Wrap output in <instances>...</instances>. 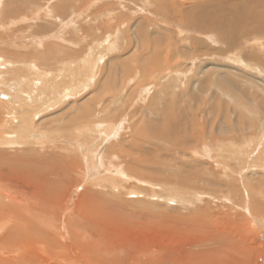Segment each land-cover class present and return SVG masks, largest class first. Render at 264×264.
<instances>
[{
	"label": "rangeland",
	"instance_id": "rangeland-1",
	"mask_svg": "<svg viewBox=\"0 0 264 264\" xmlns=\"http://www.w3.org/2000/svg\"><path fill=\"white\" fill-rule=\"evenodd\" d=\"M263 28L264 0H0V130L20 133L0 203L29 204L25 264H264ZM168 124L186 136L151 133Z\"/></svg>",
	"mask_w": 264,
	"mask_h": 264
},
{
	"label": "bare ground",
	"instance_id": "bare-ground-1",
	"mask_svg": "<svg viewBox=\"0 0 264 264\" xmlns=\"http://www.w3.org/2000/svg\"><path fill=\"white\" fill-rule=\"evenodd\" d=\"M253 2V1H252ZM162 4V3H161ZM252 4V3H251ZM257 4V3H256ZM258 4H259V2H258ZM254 5V4H253ZM160 8V7H159ZM250 14V13H249ZM253 14V13H252ZM251 14V15H252ZM253 18V17H252ZM251 19V18H250ZM235 20H237L236 18H235ZM182 21V20H181ZM237 21H239V20H237ZM223 23V22H222ZM235 23V22H234ZM231 24H233V23H231ZM225 26V25H224ZM234 27H235V25H234ZM263 27V26H262ZM235 29V28H234ZM264 29V28H263ZM222 34H223V32H222ZM258 35H260V34H258ZM234 36V35H233ZM236 36V35H235ZM232 38V37H231ZM237 38V37H236ZM227 39H228V37H227ZM233 40H234V38H233ZM228 43L230 44V42H229V39H228ZM113 45V44H112ZM111 45V46H112ZM156 51H158V50H156ZM157 58V57H156ZM84 66H85V68L83 67V69H86L87 70V72H84V74H86V73H89V71L91 72V70H92V68H94L92 65L93 64H95V63H93L92 62V65H90V67H88V60H86V59H84ZM87 66V67H86ZM91 69V70H90ZM88 76V75H87ZM87 79V78H86ZM21 81V80H20ZM82 82H83V80H82ZM82 85V84H81ZM79 86V85H78ZM77 86V87H78ZM19 87V85H17V88ZM73 87V86H72ZM80 88V87H79ZM19 89V88H18ZM70 91V90H69ZM76 92H77V90H75ZM0 99H7V97H5V96H3V95H0ZM58 99V98H57ZM11 101L10 100H8L6 103H10ZM3 104V103H2ZM6 106V105H5ZM10 108L9 109H12V106H11V103H10ZM6 108H7V106H6ZM104 110V109H103ZM17 111L16 110H13V112L11 113V112H8L9 113V116L11 115L12 117H13V115L16 113ZM32 117V116H31ZM178 117H179V115H178ZM178 117H177V119L176 120H178ZM185 117V116H184ZM33 118V117H32ZM12 120H14V118H11V121ZM28 120V119H27ZM175 120V121H176ZM183 121V120H182ZM170 122V121H169ZM210 122V121H209ZM31 123H32V121H31ZM173 123H174V121H173ZM172 123V124H173ZM12 124V123H11ZM181 124H183V123H181ZM180 124V125H181ZM109 125L111 126V127H114V126H112V124L111 123H109ZM174 125V124H173ZM10 126V125H9ZM168 126H170L169 124H168ZM184 126H185V124H184ZM4 127V126H3ZM6 127L8 128V126L6 125ZM6 127H4V128H6ZM87 127V126H86ZM109 127V126H108ZM175 127V126H174ZM174 127L172 126H170V127H167L166 126V129H163V130H161L160 128V131L159 130H156L155 132H151L152 134H154V135H156L158 138H160L161 139V134L162 135H164V139H168V141H171L172 139L174 140V141H179V140H181V139H183L185 136H186V134H184V135H182L181 133L183 132V131H179V129H174ZM110 128V127H109ZM162 128V127H161ZM211 128H213V127H211ZM6 130V129H5ZM10 130V129H9ZM107 130V129H106ZM105 130V131H106ZM113 130V129H112ZM168 130V131H167ZM111 132V130L110 131H108V133H110ZM199 132V131H198ZM210 133H211V131H209ZM3 133H5V136L7 137V138H10L9 140H11V138H13L14 139V141L16 142V137L20 134V133H18V132H15V134H11L12 132H8L7 134H6V132H3L2 130H0V141L1 142H3V143H5L4 141H3V139L2 138H5V136H4V134ZM10 133V134H9ZM18 133V134H17ZM21 133H22V131H21ZM28 133V132H27ZM90 133V132H89ZM170 133H172V135H170ZM178 133V134H177ZM192 134H193V132H191ZM103 134V133H102ZM9 135V136H8ZM89 135V134H88ZM101 135V134H100ZM104 135V134H103ZM151 135V134H150ZM29 137H34L32 134H30V136ZM44 136L43 135H40V138H43ZM102 137V136H101ZM151 137V136H150ZM192 137V136H191ZM104 138V137H103ZM154 138H155V136H154ZM190 138V137H189ZM105 139V138H104ZM200 139V138H199ZM38 141V140H37ZM183 141V140H182ZM258 141H262V140H258V139H254V140H252L251 141V143H249V145H248V151L250 152V151H254V150H256V149H258L257 148V146H258ZM263 142V146H261V147H263L262 149L264 150V140L262 141ZM261 142V143H262ZM42 143V142H41ZM190 143V142H189ZM178 145V144H177ZM137 146V145H136ZM176 146V145H175ZM203 146V145H202ZM205 146V145H204ZM228 146V145H227ZM138 147V146H137ZM182 147V146H181ZM80 148V147H79ZM218 148H220L219 150H218V152H217V156L219 155V154H221V153H223V152H227L228 154H230V156L232 155L233 157L234 156H237V155H239V153H241V151H243V147L242 146H238L237 144H236V146L235 145H230V146H228V147H226V146H221V145H219L218 146ZM245 155V154H244ZM229 156V157H230ZM83 157V156H82ZM109 157H110V154H109ZM235 158V157H234ZM111 159H113V158H111ZM133 160V159H132ZM2 161V160H1ZM16 162H17V160H15ZM12 162V161H11ZM14 162V161H13ZM70 162V161H69ZM110 162V161H109ZM23 163V162H22ZM44 163V162H43ZM66 163V162H65ZM64 163V164H65ZM71 163V162H70ZM72 163H73V161H72ZM113 163V162H112ZM116 163V162H115ZM16 164V163H15ZM18 164V163H17ZM20 164V163H19ZM26 164H27V162H26ZM34 164L36 165V163L34 162ZM33 164V165H34ZM44 165V164H43ZM72 165V164H71ZM109 165H111V164H109ZM2 166V165H1ZM17 166V165H16ZM15 166V167H16ZM24 166V165H23ZM28 166V165H27ZM42 166V165H41ZM43 167V166H42ZM46 167V166H45ZM61 167V169L63 168L62 166H60ZM64 167H65V165H64ZM67 167V166H66ZM111 167H113V166H111ZM118 168H119V166H117ZM29 168V167H28ZM38 168H40V165H39V167ZM50 168V167H49ZM52 168H54V167H52ZM110 168V167H109ZM114 168H115V166H114ZM116 169L117 171H119L120 169ZM0 169H2V167H0ZM8 169V168H7ZM11 169V168H10ZM20 169V168H19ZM44 169V168H43ZM25 170V169H24ZM48 170H50V169H48ZM48 170H46V171H48ZM122 170V169H121ZM11 170H8V173H11V174H13L14 175V171L15 170H13V172H10ZM23 171V170H22ZM45 171V172H46ZM51 171H52V169H51ZM54 171H56V170H54ZM69 171H71V170H69ZM116 171V172H117ZM20 172H21V170H20ZM56 172H58V171H56ZM49 173H50V171H49ZM16 174V173H15ZM1 175V174H0ZM8 174H6V176H7ZM2 176V175H1ZM67 176V175H66ZM8 177V176H7ZM115 177V176H114ZM1 178V177H0ZM55 178H57V177H55ZM27 180H28V178H26ZM53 180H54V177L52 178ZM113 179V178H112ZM116 179V178H115ZM115 179L114 180H112L113 182V184L114 183H116V184H119V183H117V182H115ZM122 180V179H121ZM62 181V180H61ZM64 182V181H63ZM130 182V181H129ZM56 183V182H55ZM66 183V182H65ZM60 184H62V186H63V183L62 182H60ZM57 185V184H56ZM56 185H54V186H56ZM33 187H34V189H33V192H32V194L29 196L30 197V199H31V197L32 196H34L36 193H38V188H39V185H32ZM61 186V185H60ZM65 186V185H64ZM119 186H121V184H119ZM113 187V186H112ZM62 188V187H61ZM4 189V188H3ZM51 189V188H50ZM53 189V188H52ZM55 190H57V189H55ZM2 191V190H1ZM260 191V190H259ZM264 191V190H263ZM3 192V191H2ZM55 192V191H54ZM4 193V192H3ZM49 192H43L42 194H40V193H38V195L36 196V197H33L34 199H36V201H39V204L41 203H43V205H42V207H52V202H53V200L50 198V196H48V195H50V193L48 194ZM57 193H59V192H57ZM257 193V192H256ZM5 194V193H4ZM3 194V195H4ZM10 194V195H9ZM53 194H55V193H53ZM56 195V194H55ZM6 195H4L3 196V198L4 199H6V200H8V201H11V203H12V205H9V204H6V203H0V219L1 220H3L4 221V223H5V225H6V227H7V225L11 222L12 224H14V227H9L8 226V228H6V230H5V232H2V233H0V250L3 252V257H0V264H23V262H24V264H25V255H26V253H27V251L26 250H24V249H21V248H18V245L17 244H15V239L17 238L16 237V235H15V233L16 232H18V233H21V230H22V228L20 227V221L22 222V215H20L21 213H22V210L20 209H18V207H25V208H27L28 206H29V204L28 205H26V201L24 202V206H20V204L18 203V206H14L18 201H19V199H18V197H15V196H13V195H11V193H8L7 194V197H5ZM56 196H58V195H56ZM55 197V196H54ZM177 197V196H176ZM178 198V197H177ZM59 199V198H58ZM176 199V198H175ZM167 200H168V198H167ZM7 201V202H8ZM35 202V201H34ZM57 202V201H56ZM10 203V202H9ZM33 204V203H32ZM37 204V203H36ZM31 206V205H30ZM32 207V206H31ZM30 208L28 207V209L27 210H25V211H28ZM34 212L35 211H38V209H41V207H39L38 205H37V210H36V207H32L31 208ZM31 210V211H32ZM45 210L44 209H41V210H39L38 212H40L42 215V218H45L44 217V214H45V212H44ZM21 212V213H20ZM36 215V214H35ZM15 217V218H14ZM46 221H47V219H45ZM14 221H17L19 224L16 226L15 224L17 223V222H14ZM14 222V223H13ZM48 222V221H47ZM11 224V225H12ZM5 225H3V226H1L2 227V229H0V232H1V230H4V226ZM69 225V224H68ZM21 229H20V228ZM18 230H17V229ZM22 232H24V231H22ZM9 233L10 234H12V235H9ZM22 234V233H21ZM21 234L19 235L20 237H21ZM25 234V233H24ZM31 234V233H30ZM18 236V235H17ZM33 236V235H32ZM70 236V235H69ZM213 237V236H212ZM214 237H216V236H214ZM217 237H223V235L222 234H218L217 235ZM24 238V237H23ZM18 239V238H17ZM21 239V238H20ZM190 240H193V238L191 237V239ZM20 241V240H19ZM24 241V240H23ZM43 241H45V239L43 240ZM25 242V241H24ZM26 242H27V240H26ZM29 242V241H28ZM27 242V243H28ZM88 244V243H87ZM90 244V243H89ZM26 247V246H25ZM33 247V246H32ZM31 248V247H30ZM67 248V247H66ZM92 250V249H91ZM94 252V251H93ZM225 253V252H224ZM190 255H191V253L189 252V254L187 255V257L189 258V259H191L192 257H190ZM227 257H229L230 259H231V257H230V253H226L225 254ZM5 256H7L6 258H4ZM80 257H82V256H80ZM79 257V258H80ZM185 258V257H184ZM69 259V258H68ZM77 260V259H76ZM81 260V259H80ZM185 260H186V258H185ZM28 261V260H27ZM53 261V260H52ZM67 261V260H66ZM69 261V260H68ZM74 262V261H73ZM83 262H85V261H83ZM70 263H72V260H71V262ZM75 263V262H74ZM223 263V262H222ZM80 264V263H79ZM98 264V263H97ZM101 264H105V263H101ZM157 264V263H156ZM162 264H206V262L204 261V259L203 258H201V257H197L196 259L195 258H192L191 260H189V261H185L184 262V260H182L181 262H178L177 260H175L174 261V259L173 258H171V259H169V260H167V261H164V262H162Z\"/></svg>",
	"mask_w": 264,
	"mask_h": 264
}]
</instances>
